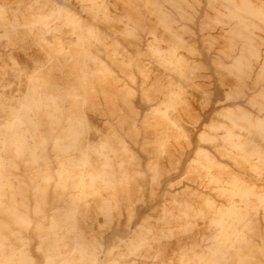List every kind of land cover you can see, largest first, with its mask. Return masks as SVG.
I'll return each mask as SVG.
<instances>
[{"label": "rangeland", "instance_id": "374dc122", "mask_svg": "<svg viewBox=\"0 0 264 264\" xmlns=\"http://www.w3.org/2000/svg\"><path fill=\"white\" fill-rule=\"evenodd\" d=\"M0 264H264V0H0Z\"/></svg>", "mask_w": 264, "mask_h": 264}]
</instances>
